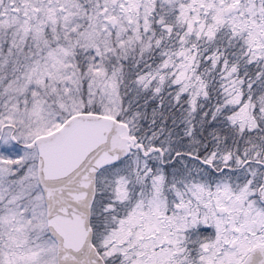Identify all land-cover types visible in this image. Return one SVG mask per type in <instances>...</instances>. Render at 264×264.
Masks as SVG:
<instances>
[{"label":"rangeland","instance_id":"374dc122","mask_svg":"<svg viewBox=\"0 0 264 264\" xmlns=\"http://www.w3.org/2000/svg\"><path fill=\"white\" fill-rule=\"evenodd\" d=\"M99 2L97 14L87 16L92 26L85 31L86 40L96 43L86 47L83 72L77 69L78 51L74 48L67 51L56 40L46 46L39 39L41 32L34 30L37 24H25L24 20L16 23L22 28V35L30 29L28 33L38 37V54L46 56L31 70L38 85L29 88L30 97L21 96L0 109V264H56V245L47 234L46 210L36 181L37 154L12 144L10 135L14 133L19 143L27 144L79 112L97 111L115 118L119 102L116 67L126 56L136 54V45L141 53L135 56H150L154 65L137 74L130 85L133 96L148 89L152 94L168 92V97L186 95L189 108L195 109L203 107L207 83L213 80L222 100L216 112L230 125L237 126L239 132L250 133L255 131L259 120H264V0ZM38 10V19L63 20L61 33H72L80 25L76 22L80 17L76 20L75 16L82 9L76 8L73 0H44ZM57 10L61 11L60 16H56ZM9 20L1 24L10 26ZM53 72V77L47 74ZM82 78L86 79V89L80 87ZM44 82L45 88L41 89ZM83 107L87 111H82ZM192 114L183 122L181 134L176 131L158 144L162 150L196 151L205 147L193 134ZM210 135L214 143L209 151L246 152L240 155L237 166L248 157L257 160L261 156L264 160L263 136L258 144L259 135H251L247 144H241L244 149L235 150L226 145L224 137L219 138L213 132ZM223 160H229V156L223 155ZM164 183L159 162L138 152L99 172L92 210L93 243L101 249L108 264H238L246 246L257 242L261 233L264 241V228H260L264 214L250 203L248 208L254 211L246 215L253 216L252 221L238 226L243 241L236 250L227 246L211 251L203 245L196 260H191L188 254L176 259L169 248L178 240L173 231L189 229L197 223L217 224L216 206H203L200 218L187 206L184 221L170 229L175 219L171 214L181 217L182 211L180 203L175 208L168 202ZM185 183L188 192L202 200L230 197L222 183L206 180ZM212 186L224 193L216 196ZM254 194L247 186L238 188L232 196L233 204L229 205L239 210L238 201L251 199ZM223 204L220 202L226 214L231 207ZM174 210L178 212L173 213ZM247 235L249 239H245Z\"/></svg>","mask_w":264,"mask_h":264},{"label":"trees","instance_id":"16d2710c","mask_svg":"<svg viewBox=\"0 0 264 264\" xmlns=\"http://www.w3.org/2000/svg\"><path fill=\"white\" fill-rule=\"evenodd\" d=\"M42 3H44V0H1L0 109L13 103L12 101L16 99H21V96L24 98L30 97L28 93L29 88L38 85L32 78L31 70L34 69V64L37 61H44L46 56V54H38L40 44L36 41L38 37L31 36L28 33L30 29H26L27 34L22 35V28L16 24L17 22L21 24L24 20L25 24H34V26L37 24L34 30L41 32L39 39H43L42 42L46 43V46H48L51 41L56 40L61 44V48L63 47L67 49V51H71V49L74 48L78 51L76 60L79 67L77 69L79 71L82 70L81 72L85 70V68L82 67V62H84L85 53H87L86 47H93L96 43L86 40L85 31L87 32L90 30L92 26L88 19L99 11V0H73V3L76 4V8H81L83 14L77 13L75 16L76 20L78 19L77 17H80V20L76 21L77 23L80 22V25L78 29L73 30L72 33H61V29L63 30V20L59 18L51 21H46L44 18L38 19L37 16H40L38 9H40ZM59 11L60 10H57L56 16H60L61 11L58 15ZM25 15H27L28 18H25ZM87 16L90 17L88 18ZM8 18L10 19V26H7L5 23L1 24ZM100 32H102V30ZM52 47L55 48L56 46L52 45ZM138 48V45H136L134 47L136 54H134L133 57L132 55L126 56V60L120 61L121 64L116 67L118 69L117 92H119V102L115 118L125 123L127 125L128 134L135 136L145 148H147L146 146L148 145H158L166 136L173 135L176 131H179L181 134L183 131L182 127L184 126L183 122L190 116L191 112L193 113L192 127L195 129L193 134L199 142L205 146L201 150H199V148L196 149V151H209L212 149L211 146L214 143V140L210 138V136H212L210 133L212 132L219 136V138L224 137L226 145L230 148L232 146L235 150L244 149L241 144H247V137L251 138V135H259L258 144L261 143V137H264V122H262L264 120H259L258 126L254 132L246 133L239 132V130L236 129L237 126L230 125L222 118V115L217 114L216 106L222 100L219 93L216 92L217 87L213 80L207 83L206 89L208 95L203 102V107H197L195 109L189 108V100L186 95L176 97L173 93L174 95L168 97L166 96L168 92L160 91L156 94H152L151 89H148L133 96V92L130 91V85L135 80L137 74L148 68L150 64L154 65V60L150 56L147 58L135 56L141 53ZM111 62L115 64L114 60ZM47 74H51L53 77L55 73ZM85 80V78H82V83L80 85L81 89L87 88V82H85ZM45 84L46 82L43 83L41 89L45 88ZM24 90L25 93L23 94ZM86 97L88 96L85 92V98ZM82 98L83 104H85L86 99L84 97ZM28 103L30 104L31 101ZM95 107L96 106H94L93 109ZM87 109V107H83L81 110L87 111ZM259 113L260 112L256 114L260 117ZM242 137L246 138L243 139ZM93 223L94 218L92 213L91 224Z\"/></svg>","mask_w":264,"mask_h":264},{"label":"water","instance_id":"95a60500","mask_svg":"<svg viewBox=\"0 0 264 264\" xmlns=\"http://www.w3.org/2000/svg\"><path fill=\"white\" fill-rule=\"evenodd\" d=\"M126 132L127 125L116 118L79 112L23 146L37 154L36 181L47 234L56 245V264H105L93 244L91 227L96 178L141 146ZM241 264H264V246L251 250Z\"/></svg>","mask_w":264,"mask_h":264},{"label":"flooded vegetation","instance_id":"af4514ba","mask_svg":"<svg viewBox=\"0 0 264 264\" xmlns=\"http://www.w3.org/2000/svg\"><path fill=\"white\" fill-rule=\"evenodd\" d=\"M12 131L15 130L13 129ZM125 136L129 138L135 137L129 135L128 132L125 133ZM137 143L141 146L131 150L130 154L126 158L122 159L118 164L126 160L132 153L135 152H138L143 157H153V160L159 162L164 174V187L167 200L168 202L173 203V207L175 208V204L180 203V209L182 211L181 217L177 214H171L175 217V219L169 227L170 229L174 228L177 223L184 221L182 217H184L183 214L186 212L187 206L190 208V211L194 213L196 218L201 217L203 206H216L215 212L218 221L217 224L215 222L213 225H202L201 223H197L189 229H179V231H173V233L177 235L176 238H178V240H176L174 244L169 247L173 257L178 259L180 255L188 254L191 257V260H196L197 255L202 252L203 245H206V249L211 251L219 247L224 249L227 246H230L232 250H236L243 241V235L239 232L238 226L244 224L245 222L252 221L253 216L250 214L246 215L247 213L254 211V209L248 208L250 203H253L255 209L258 208L259 211L261 210L263 212L262 214H264V160H261L262 157L258 156L259 159L257 160L250 157L244 158L240 165L237 166L236 163L238 162L240 155L246 154V152L184 150L164 151L158 145L148 146L145 148L138 139ZM14 145L25 149L23 147L25 144H21L18 141ZM150 148H152V151L148 152ZM31 151L35 150H30L29 152ZM213 155L214 157L210 159ZM223 155H228L229 160H223ZM150 162H152V160ZM203 180L210 183L216 182L214 184H225L228 192L230 193V197L228 199L220 200H217V198L202 200L188 192V187L185 182L189 181L199 183V181ZM246 186L247 188L254 190L255 194L251 199L248 198L239 200L238 204L240 208L239 210H235L229 205L234 201L232 196H234V193L238 188ZM212 192L216 196L224 193L221 189H215L214 186H212ZM176 195H179L180 198L176 199ZM220 202H224L223 205H229L231 207V209L226 210V214L225 209L222 205H220ZM93 207L94 204L92 206V210ZM177 212L178 210L173 211V213ZM224 214L226 218L222 219ZM91 227L93 231L92 224ZM260 228L263 229L264 224H262ZM248 234L251 235L250 232H248ZM249 235H247L245 239H249ZM262 238L263 235L261 233L257 242L246 246L243 255L239 258L238 264H241L245 257L249 255L251 250L264 246ZM96 249L102 257L104 263L108 264L101 249L98 247H96ZM119 264L124 263L121 262Z\"/></svg>","mask_w":264,"mask_h":264}]
</instances>
